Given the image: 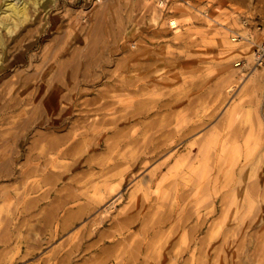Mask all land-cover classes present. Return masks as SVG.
<instances>
[{
    "label": "rangeland",
    "instance_id": "rangeland-1",
    "mask_svg": "<svg viewBox=\"0 0 264 264\" xmlns=\"http://www.w3.org/2000/svg\"><path fill=\"white\" fill-rule=\"evenodd\" d=\"M29 16L0 30V264H264V0Z\"/></svg>",
    "mask_w": 264,
    "mask_h": 264
},
{
    "label": "bare ground",
    "instance_id": "bare-ground-1",
    "mask_svg": "<svg viewBox=\"0 0 264 264\" xmlns=\"http://www.w3.org/2000/svg\"><path fill=\"white\" fill-rule=\"evenodd\" d=\"M48 0H0V30L12 34L15 29L28 20L29 7H45ZM217 8V7H216ZM215 8V9H216ZM13 36V35H12ZM231 44L230 41H223ZM4 40L0 33V66L4 59ZM250 50V49H249ZM251 58V57H250ZM157 149V148H156ZM152 150V149H151ZM183 166V165H182ZM198 173V171H197ZM163 174V173H162ZM162 177V175H160ZM161 180V179H160ZM114 185V184H113ZM141 186V185H140ZM110 187V186H109ZM105 188V187H104ZM101 189V188H100ZM93 191V190H92ZM99 191V190H98ZM113 191V190H112ZM95 197V196H94ZM79 203V202H78ZM95 207V206H94ZM81 210V208H80ZM82 212V210H81ZM80 212V213H81ZM71 215V214H70ZM79 215V214H78ZM121 215V214H120ZM49 217V216H48ZM64 217V216H63ZM67 224V223H66ZM69 224V223H68ZM74 224V223H73ZM128 225V224H127ZM123 226V225H122ZM65 228V227H64ZM41 229V228H40ZM119 229V228H118ZM18 230V229H17ZM46 230V229H45ZM50 234V233H49ZM29 237V236H28ZM27 237V238H28ZM12 238V237H11ZM30 238V237H29ZM51 238V237H49ZM79 240V239H78ZM124 240V239H123ZM47 243V242H46ZM20 244V243H19ZM29 244V243H28ZM19 246V245H18ZM29 249V248H28ZM77 249V248H76ZM58 253V252H57ZM5 256V255H4ZM55 257V256H53ZM62 257V256H61ZM69 259V258H68ZM60 260V259H59Z\"/></svg>",
    "mask_w": 264,
    "mask_h": 264
},
{
    "label": "built area",
    "instance_id": "built-area-1",
    "mask_svg": "<svg viewBox=\"0 0 264 264\" xmlns=\"http://www.w3.org/2000/svg\"><path fill=\"white\" fill-rule=\"evenodd\" d=\"M244 25H248L247 21H243ZM259 29V26L256 27ZM251 37V34L241 35L239 33L233 34V40H242L248 39ZM254 64L255 66H262L264 65V43L258 44L257 48L254 50Z\"/></svg>",
    "mask_w": 264,
    "mask_h": 264
}]
</instances>
